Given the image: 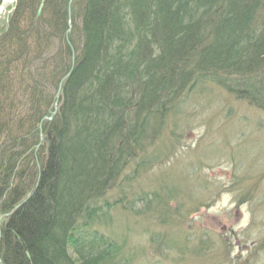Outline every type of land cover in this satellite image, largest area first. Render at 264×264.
<instances>
[{"label": "trees", "instance_id": "1", "mask_svg": "<svg viewBox=\"0 0 264 264\" xmlns=\"http://www.w3.org/2000/svg\"><path fill=\"white\" fill-rule=\"evenodd\" d=\"M40 1L0 33V261L127 264L98 228L152 120L207 84L264 111V0Z\"/></svg>", "mask_w": 264, "mask_h": 264}, {"label": "rangeland", "instance_id": "2", "mask_svg": "<svg viewBox=\"0 0 264 264\" xmlns=\"http://www.w3.org/2000/svg\"><path fill=\"white\" fill-rule=\"evenodd\" d=\"M177 106L152 120L98 229L127 264H264V111L211 84ZM142 195L157 198L155 212L138 215Z\"/></svg>", "mask_w": 264, "mask_h": 264}, {"label": "water", "instance_id": "3", "mask_svg": "<svg viewBox=\"0 0 264 264\" xmlns=\"http://www.w3.org/2000/svg\"><path fill=\"white\" fill-rule=\"evenodd\" d=\"M43 2H44V0L41 1V4H40L39 9H38V12H37V16H39V15L41 14L42 6H43ZM8 6H9V3H7V2H3V4L0 5V10H4V9L7 8ZM42 140H43V141H46L45 138H43ZM0 264H2V263L0 262Z\"/></svg>", "mask_w": 264, "mask_h": 264}, {"label": "bare ground", "instance_id": "4", "mask_svg": "<svg viewBox=\"0 0 264 264\" xmlns=\"http://www.w3.org/2000/svg\"><path fill=\"white\" fill-rule=\"evenodd\" d=\"M3 2H7V3L9 2V4H11L12 3V0H3ZM4 11L3 10H0V16L1 15H5V12ZM263 80H264V77H261V83H260L261 86L264 85ZM142 202H144V203L147 202V203H145V205L149 203L147 200H144V199H142Z\"/></svg>", "mask_w": 264, "mask_h": 264}]
</instances>
